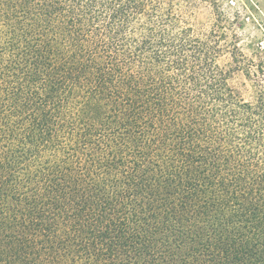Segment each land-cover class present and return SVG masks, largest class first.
<instances>
[{"label":"trees","instance_id":"obj_1","mask_svg":"<svg viewBox=\"0 0 264 264\" xmlns=\"http://www.w3.org/2000/svg\"><path fill=\"white\" fill-rule=\"evenodd\" d=\"M236 22L0 0V264H264V61Z\"/></svg>","mask_w":264,"mask_h":264},{"label":"rangeland","instance_id":"obj_2","mask_svg":"<svg viewBox=\"0 0 264 264\" xmlns=\"http://www.w3.org/2000/svg\"><path fill=\"white\" fill-rule=\"evenodd\" d=\"M232 19L238 16L236 24L241 25L240 44L249 57L264 61V0H225ZM211 6L200 2L194 11L193 20L205 24L211 17ZM242 82L244 77L241 75ZM247 96L250 93L247 92Z\"/></svg>","mask_w":264,"mask_h":264}]
</instances>
